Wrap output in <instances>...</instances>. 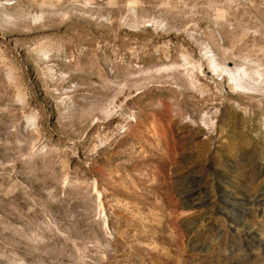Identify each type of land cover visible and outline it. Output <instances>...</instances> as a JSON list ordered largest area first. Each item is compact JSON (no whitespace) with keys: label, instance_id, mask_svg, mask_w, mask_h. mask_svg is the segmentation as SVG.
Returning a JSON list of instances; mask_svg holds the SVG:
<instances>
[{"label":"rangeland","instance_id":"rangeland-1","mask_svg":"<svg viewBox=\"0 0 264 264\" xmlns=\"http://www.w3.org/2000/svg\"><path fill=\"white\" fill-rule=\"evenodd\" d=\"M0 264H264V0H0Z\"/></svg>","mask_w":264,"mask_h":264},{"label":"bare ground","instance_id":"bare-ground-1","mask_svg":"<svg viewBox=\"0 0 264 264\" xmlns=\"http://www.w3.org/2000/svg\"><path fill=\"white\" fill-rule=\"evenodd\" d=\"M208 73V71H207ZM210 73V72H209ZM211 74V77L209 79V81L214 84V88H219L220 90H223V88H227L229 84H232V87L237 89L239 87H241L240 83H243L244 81L241 82V79L239 77H237L236 75L232 74L229 71H223V73H221L219 76L217 73V70L215 69V71H213ZM226 78V85L220 83L222 78ZM239 86V87H237ZM237 87V88H236ZM232 88V89H233ZM234 90V89H233ZM213 104L215 106L220 105V100L219 99H215V101H213Z\"/></svg>","mask_w":264,"mask_h":264}]
</instances>
